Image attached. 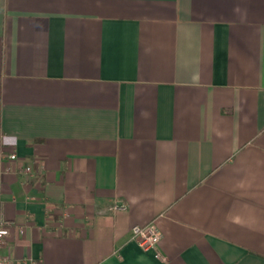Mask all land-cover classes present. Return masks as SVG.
<instances>
[{"label":"crops","instance_id":"crops-1","mask_svg":"<svg viewBox=\"0 0 264 264\" xmlns=\"http://www.w3.org/2000/svg\"><path fill=\"white\" fill-rule=\"evenodd\" d=\"M1 213L38 264H264V0H0Z\"/></svg>","mask_w":264,"mask_h":264},{"label":"built area","instance_id":"built-area-1","mask_svg":"<svg viewBox=\"0 0 264 264\" xmlns=\"http://www.w3.org/2000/svg\"><path fill=\"white\" fill-rule=\"evenodd\" d=\"M11 160H16L18 158L16 153H10ZM26 173L31 172V167H26L24 170ZM11 222H9L5 216L0 214V264H38V262L31 258L25 257L22 260L13 258L9 254L3 253V248L7 246V240L10 235ZM132 239H134L140 248L143 250H157V255L160 258H164L159 252V244L161 240V233L154 223L146 225H134L131 228Z\"/></svg>","mask_w":264,"mask_h":264}]
</instances>
